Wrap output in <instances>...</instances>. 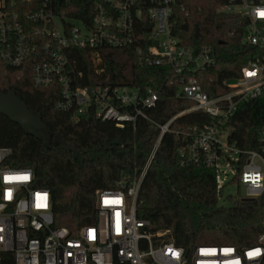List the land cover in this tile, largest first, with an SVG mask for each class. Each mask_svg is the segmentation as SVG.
<instances>
[{"label": "built area", "instance_id": "2783aa9c", "mask_svg": "<svg viewBox=\"0 0 264 264\" xmlns=\"http://www.w3.org/2000/svg\"><path fill=\"white\" fill-rule=\"evenodd\" d=\"M177 6L178 0H92L81 9L92 14L87 23L63 17L56 0H0V58L26 68L37 87L56 86L61 96L57 109L71 110L74 117L91 109L97 118L120 127L145 119L159 129L140 175L130 184L98 190L95 221L75 235L55 224L50 191L34 185L33 170L7 166L11 149L0 147V264H264V232L245 248L186 249L139 212L142 183L163 136L180 116L193 111L210 118L177 131L184 141L181 165L211 171L225 195L264 198V125L254 148L240 146L234 135L237 112L264 98V0H226L220 6L221 13L246 19L243 41L253 48L239 75L221 83L206 75L217 64L215 48L186 44L174 32ZM130 47L141 66L160 68L164 79L174 77V96L191 105L161 123L150 112L161 99L158 88L116 83L110 74L82 84L75 49L89 51L94 72L101 76L106 67L100 51ZM232 187H243L245 196L232 194Z\"/></svg>", "mask_w": 264, "mask_h": 264}, {"label": "trees", "instance_id": "16d2710c", "mask_svg": "<svg viewBox=\"0 0 264 264\" xmlns=\"http://www.w3.org/2000/svg\"><path fill=\"white\" fill-rule=\"evenodd\" d=\"M56 1L63 17L90 22L92 14L81 9L92 0ZM225 1L178 0L174 17V32L183 42L215 48L217 64L206 75L218 83L239 75L253 54V48L243 41L246 19L221 13L219 8ZM100 52L106 71L97 76L89 51L74 50L73 60L84 73L82 84L103 81L110 74L116 83L158 88L161 99L150 112L161 123L191 105L174 96L178 89V84L172 83L174 77H159L160 68L137 62L135 48H105ZM206 89L215 93L208 85ZM0 90L15 92L32 113L41 117L44 132L34 135L0 112V147L11 149L5 164L33 170L34 185L50 191L55 224L67 227L73 235L95 221L96 192L116 188L119 182L130 184L142 172L158 138L159 129L145 119L136 126L120 127L97 118L91 109L78 117L71 110L57 109L61 96L56 86H35L26 68L8 65L1 58ZM235 117L238 144L256 147L258 131L264 125V98L246 103ZM209 118L193 111L172 124L143 180L138 209L141 215L151 217L157 228L168 230V239L186 249L227 244L245 248L257 243L264 232V198L225 195L211 171L180 163L184 141L177 131Z\"/></svg>", "mask_w": 264, "mask_h": 264}, {"label": "water", "instance_id": "95a60500", "mask_svg": "<svg viewBox=\"0 0 264 264\" xmlns=\"http://www.w3.org/2000/svg\"><path fill=\"white\" fill-rule=\"evenodd\" d=\"M150 28L151 26L148 25L147 29ZM0 112L19 122L30 133L37 136L44 135L43 130L39 128L43 126L41 117L32 113L15 92L6 93L0 90Z\"/></svg>", "mask_w": 264, "mask_h": 264}, {"label": "rangeland", "instance_id": "374dc122", "mask_svg": "<svg viewBox=\"0 0 264 264\" xmlns=\"http://www.w3.org/2000/svg\"><path fill=\"white\" fill-rule=\"evenodd\" d=\"M22 116H26V115H22ZM39 128L42 129L41 127H39ZM230 192L232 194H235V195L239 196V197H243L246 194V191H245V189L243 187H241V188L232 187V188H230Z\"/></svg>", "mask_w": 264, "mask_h": 264}, {"label": "snow or ice", "instance_id": "6c2138e0", "mask_svg": "<svg viewBox=\"0 0 264 264\" xmlns=\"http://www.w3.org/2000/svg\"><path fill=\"white\" fill-rule=\"evenodd\" d=\"M9 179H11V178H9ZM22 179H27V177H22ZM253 254H255V253H249V255H253Z\"/></svg>", "mask_w": 264, "mask_h": 264}]
</instances>
